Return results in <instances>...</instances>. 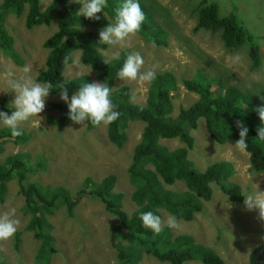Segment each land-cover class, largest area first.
I'll return each mask as SVG.
<instances>
[{
	"label": "rangeland",
	"instance_id": "374dc122",
	"mask_svg": "<svg viewBox=\"0 0 264 264\" xmlns=\"http://www.w3.org/2000/svg\"><path fill=\"white\" fill-rule=\"evenodd\" d=\"M200 1L156 0L157 5L165 8L160 12L157 10L153 19L164 28L175 29L168 32L166 44L155 45L136 32L119 44L108 45L103 54L111 58L118 50L131 48L143 57L141 72L152 69L175 76L178 83L170 91L173 115L179 106L188 107L197 99L196 94L180 83L183 78L193 77L197 70L204 72L207 78L220 79L226 86L234 85L245 89L247 94L264 105V100L261 99L264 96V0H207L217 3L221 14L234 12L249 31H256L261 64L255 68L248 57V45L229 51L224 47L219 33L204 28L196 29L192 9ZM49 2L50 0H40L42 7ZM24 16L25 12L21 17L7 14L4 18V27L11 38L12 52L15 53L14 57L0 50V99L6 98L9 105L14 93L8 91L6 73L11 72L17 78L37 80L38 70L44 68L48 53L43 43L56 30L55 22L50 26L27 29ZM25 68L28 69L27 72L24 71ZM64 75L67 78L88 75L91 82H99L89 66L81 62L78 50L73 52V61L64 69ZM115 83L116 87L128 85L132 93L131 101L144 104L149 82L139 79L122 81L117 77ZM59 102L64 103L58 96L48 95L44 109L37 114L36 119L30 118L20 126L28 134V139L14 142L15 137L6 138L1 146L0 159L3 161L7 155L24 154L27 170L23 174V182L37 183L51 189L65 188L71 194L70 200H74L75 191L81 187L86 177H91L93 187H96L102 177L114 174L117 178L114 191L122 193V207L127 213H131L136 205L130 198L134 187L129 181L127 168L133 149L140 141L143 123L129 121L123 130L126 134L125 142L117 147L108 140L107 125L103 123L91 128L86 127V122L74 124L71 121L65 126L49 123V116L57 118L60 115L51 105ZM189 132L194 144L189 156L197 169H204L210 160L229 161L234 167V173L229 179L240 185L242 194L245 188L255 189L258 194L264 193V172L251 170L249 154L245 150H239L233 141L223 144L212 141L202 118L198 120L197 128L190 129ZM158 143L168 150L182 146L177 138H160ZM19 187L17 179H11L7 183V194L0 203V215L8 214L11 219L18 221L13 236L0 239V259L6 264L128 262L125 256L117 257L114 247L116 243L111 241L109 229L113 218L101 201L89 196L80 198L72 213L66 211L64 206H59L52 213L44 214L46 232L51 235L53 250L48 262L38 261L40 243L34 238L32 231L26 229L31 216L23 212V197ZM211 187L213 192L210 199L201 201L203 209L196 212L190 221L176 220V227L167 226L170 214L160 208L162 225L174 234L189 233L196 242L214 249L223 259V264H248V252L264 242V217H261L257 208L245 210L243 202L231 201L218 184H211ZM161 188L173 192L187 190L181 180L172 185L162 183ZM122 243L127 246L125 242ZM134 253V264H168L141 248ZM183 264L202 263L191 260Z\"/></svg>",
	"mask_w": 264,
	"mask_h": 264
},
{
	"label": "trees",
	"instance_id": "16d2710c",
	"mask_svg": "<svg viewBox=\"0 0 264 264\" xmlns=\"http://www.w3.org/2000/svg\"><path fill=\"white\" fill-rule=\"evenodd\" d=\"M80 2L81 0H50L42 7L40 0H2L0 50L15 57L11 49V38L4 27L5 15L21 17L25 12L24 25L27 29L50 26L55 22L56 30L43 43L48 50L44 68L37 73V81H48L53 85L49 95L58 96L56 87L60 82L66 83L69 95L81 83H91L88 75L73 78L64 75V69L73 61V52L78 50L81 62L89 66L99 82L107 83L111 88L112 102L116 106L115 110L120 113L116 121L107 124L108 140L121 147L126 139L123 130L127 123H143L140 141L133 149L127 168L129 181L134 187L130 198L136 208L131 213L123 209L122 193L114 191L117 180L114 174L102 177L96 187H93L91 177H86L81 187L75 191L74 200H70L69 190L62 187L51 189L37 183L25 184L23 174L27 165L24 154L7 155L3 161L0 159V203L7 194V183L16 178L23 197V212L31 216L26 229L32 231L34 238L40 243L37 256L40 262H48L53 250L51 235L46 232L44 214L52 213L59 206H64L66 211L72 213L76 202L89 196L101 201L113 218L109 229L111 241L116 243L114 247L117 257L128 258V262L121 261L120 264H134L132 256L140 248L168 264H183L191 260H198L202 264H223V259L214 249L196 242L189 233H171L164 224L159 233L145 229L140 224L139 213L151 210L161 217L159 209L162 208L175 216L176 220L190 221L196 212L203 209L201 201L210 199L213 192L211 184H218L231 201L242 203L240 185L229 179L234 173L232 163L210 160L204 169L196 168L189 156V151L194 146L189 130L196 129L198 120L202 118L212 141L218 144L236 142L239 139L236 121L242 120L249 129L245 140L248 144L245 151L249 154V167L254 172H264V141L255 137V130L260 125L256 109L262 104L247 94L245 89L234 85L226 86L220 79L207 78L200 70L193 77L180 80L185 89L197 95V99L188 107L179 106L174 115L170 91L176 88L178 81L166 71H155L156 78L149 82L144 104L133 103L130 87L126 84L116 87L115 83L116 72L132 49L124 47L114 57L107 58L103 51L107 50L108 45L98 42V32L111 22L114 15L112 9L120 0H107L106 15L103 11L97 13L100 17L98 20L76 17L75 11ZM139 3L144 21L137 33L155 45H165L168 32L175 29L164 28L153 19L157 10L160 12L165 6L157 5L156 0H139ZM192 11L195 13L197 30L204 28L219 33L224 47L229 51L248 45L252 67L261 64L256 31H249L234 12L221 14L218 4L207 0L197 2ZM65 57H70L67 62ZM51 105L60 115L57 118L49 116V123L65 126L71 122L67 118L66 104L59 102ZM11 109L6 98L0 99V111L10 114ZM93 126L96 125L86 122L87 128ZM9 137H12L10 131L0 127V152L2 143ZM160 138H177L182 146L168 150L158 143ZM27 139L28 134L22 131V135L15 137L14 142H24ZM38 164L40 167V162ZM178 180L184 181L187 191L162 190V183L172 185ZM247 260L248 264H264V242L248 252ZM0 264L6 263L0 259Z\"/></svg>",
	"mask_w": 264,
	"mask_h": 264
},
{
	"label": "clouds",
	"instance_id": "9594fccd",
	"mask_svg": "<svg viewBox=\"0 0 264 264\" xmlns=\"http://www.w3.org/2000/svg\"><path fill=\"white\" fill-rule=\"evenodd\" d=\"M107 0H81L75 11L76 17L98 20L97 13H105ZM114 15L111 22H108L98 32V42L114 45L126 40L132 34L139 31L143 21L144 13L141 10L139 0H120V3L112 9ZM70 57H65V62ZM144 64L143 57L139 52H129L123 59L122 64L116 72V77L123 80L139 79L151 82L156 78V72L152 69L141 72ZM28 71L27 68L24 69ZM6 84L8 91L14 93L11 102L12 109L8 112L0 111V125L10 131L12 137L22 135L21 125L30 118L37 117L45 106V99L53 89V85L48 81L39 82L28 78H17L13 73H6ZM7 91V92H8ZM59 100L67 106V118L74 124H81L90 121L93 125L109 124L116 121L120 113L115 110L116 106L111 99V88L104 82H83L69 95L65 82L58 83L56 87ZM264 100V96L261 97ZM260 125L256 128L255 137L264 141V105L256 109ZM239 139L235 146L241 150H247L248 144L245 142L248 127L242 120L236 121ZM227 142V141H226ZM167 185V184H166ZM185 191H187L185 189ZM183 192V191H182ZM243 205L245 210L257 208L261 217H264V193H257L255 189L245 188L243 193ZM139 221L142 227L153 233H159L162 228V220L153 211H142L139 213ZM167 226L173 228L177 226L175 216H169ZM18 221L11 219L8 214L0 215V239H8L17 230Z\"/></svg>",
	"mask_w": 264,
	"mask_h": 264
}]
</instances>
